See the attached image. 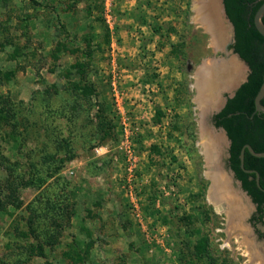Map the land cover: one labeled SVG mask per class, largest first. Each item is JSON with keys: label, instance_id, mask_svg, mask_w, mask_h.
<instances>
[{"label": "rangeland", "instance_id": "374dc122", "mask_svg": "<svg viewBox=\"0 0 264 264\" xmlns=\"http://www.w3.org/2000/svg\"><path fill=\"white\" fill-rule=\"evenodd\" d=\"M193 14L0 0V264L264 263L251 206L245 239L207 200L195 73L224 54Z\"/></svg>", "mask_w": 264, "mask_h": 264}, {"label": "trees", "instance_id": "16d2710c", "mask_svg": "<svg viewBox=\"0 0 264 264\" xmlns=\"http://www.w3.org/2000/svg\"><path fill=\"white\" fill-rule=\"evenodd\" d=\"M261 1L223 0L225 11L234 27L233 49L247 63V79L228 97L224 106L214 114L215 126H222L230 139L228 163L242 187L256 203L251 220L264 224V190L254 181V173H246L239 167V150L248 143L255 151H264V113L254 110V95L262 81L264 70V37L253 24V14ZM264 22V15L262 16ZM264 104V96L261 99ZM153 149H157L153 145ZM243 165L259 173V184L264 188V157L253 156L245 148ZM264 237V233H259Z\"/></svg>", "mask_w": 264, "mask_h": 264}, {"label": "bare ground", "instance_id": "6f19581e", "mask_svg": "<svg viewBox=\"0 0 264 264\" xmlns=\"http://www.w3.org/2000/svg\"><path fill=\"white\" fill-rule=\"evenodd\" d=\"M193 13L192 19L199 23L210 35V43L216 49L227 36L226 27L220 17L217 0L193 1ZM241 72L242 66L232 57L214 60L211 64H203L197 69L194 86L196 89L195 100L202 117L201 152L205 162L211 168V171L209 170L206 173L210 179L207 200L214 206L216 211L223 212L227 227L226 231L231 234L237 231L246 239L245 236H247L248 230L243 226V223L248 215V206L242 194L237 189H232L227 174L220 169L219 155L223 142L221 134L202 127L204 114H206L208 108L213 107L218 102V91L221 88H228ZM246 242L250 250L256 253L255 245L250 244L247 240Z\"/></svg>", "mask_w": 264, "mask_h": 264}, {"label": "water", "instance_id": "95a60500", "mask_svg": "<svg viewBox=\"0 0 264 264\" xmlns=\"http://www.w3.org/2000/svg\"><path fill=\"white\" fill-rule=\"evenodd\" d=\"M194 2L198 0H193ZM256 1H261L259 6L256 8L254 14H253V24L257 32L264 37V22L262 21V16L264 15V0H256ZM218 4V9L220 13V17L223 21V24L226 27V33L227 36L225 39H223V42L221 43L219 49L222 51L224 54V59H227L229 57H232L242 66V72L238 74V76L235 78V80L228 86V88H221L218 91V102L216 105L213 107L208 108L206 111V114H204L203 119H210L211 116L214 113H217L225 104L226 99L228 97H231L234 95L236 89L247 79V75L249 73V67L247 63L239 56V54L233 49L232 44L234 42V27L229 19V17L226 14L225 7L223 0H217ZM192 9V6H191ZM216 47V48H218ZM217 60V59H215ZM220 60V59H219ZM206 64V62L201 63L198 67L201 65ZM198 69V68H197ZM264 96V70L262 72V81L259 85V88L254 95V110L257 111L258 113H264V104L261 103V99ZM200 118L201 115H200ZM212 128L221 134L222 137V146L220 147V155H219V161L222 165V159L223 157L228 156V148L230 145V139L227 135L226 130L222 126H215L212 124ZM245 148L248 150L250 154L253 156L257 157H264V151H255L250 144L245 143L242 145V147L239 150V167L242 169V171L246 173H254V181L256 186L264 190L259 184V173L255 169L251 168H245L243 165V158H244V150ZM226 173L229 176V178L232 180L234 183L235 187L239 190V192L242 194L244 200L248 203L249 206H251L252 210L256 209V203L252 201L251 196L247 193V191L242 187L241 181L235 177L234 171L230 168L227 167ZM208 191V190H207ZM264 229V225H262Z\"/></svg>", "mask_w": 264, "mask_h": 264}, {"label": "flooded vegetation", "instance_id": "af4514ba", "mask_svg": "<svg viewBox=\"0 0 264 264\" xmlns=\"http://www.w3.org/2000/svg\"><path fill=\"white\" fill-rule=\"evenodd\" d=\"M214 114H216V113H214ZM214 114L211 116V118H210V122L214 125V120H213V117H214ZM228 155H229V153H228ZM227 158H228V156H226V163H227V167H230L229 166V163H228V160H227ZM231 168V167H230ZM256 210V209H255ZM254 210V211H255ZM252 221V226H256V224H258V223H260V222H256V221H254V220H251ZM261 224V223H260ZM262 225H264V224H261V226ZM259 233H264V232H260V231H258ZM262 237V239L264 240V237L263 236H261Z\"/></svg>", "mask_w": 264, "mask_h": 264}]
</instances>
